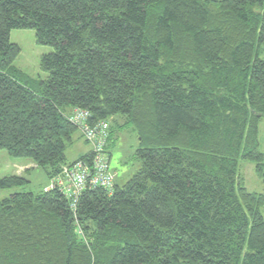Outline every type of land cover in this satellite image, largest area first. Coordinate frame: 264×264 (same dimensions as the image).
Segmentation results:
<instances>
[{
	"label": "trees",
	"instance_id": "16d2710c",
	"mask_svg": "<svg viewBox=\"0 0 264 264\" xmlns=\"http://www.w3.org/2000/svg\"><path fill=\"white\" fill-rule=\"evenodd\" d=\"M25 28L53 48L44 79L14 65ZM263 45L264 0H0V150L51 181L91 164L92 146L67 158L76 134L90 145L77 109L110 122L109 157L117 128L140 145L124 185L75 207L59 187L0 199V264H264V191L239 168L255 162L264 183Z\"/></svg>",
	"mask_w": 264,
	"mask_h": 264
},
{
	"label": "rangeland",
	"instance_id": "374dc122",
	"mask_svg": "<svg viewBox=\"0 0 264 264\" xmlns=\"http://www.w3.org/2000/svg\"><path fill=\"white\" fill-rule=\"evenodd\" d=\"M10 39L21 48L14 65L32 78H46L48 74L41 68V57L53 51V48L38 43L35 30L30 28L13 29ZM261 57L264 58V45L261 48ZM78 137L79 133L75 136V143L67 149L66 154L69 161H75L81 155L90 152L91 145ZM259 142L260 150L264 156V117L259 123ZM139 146L138 135L132 128H117L116 138L110 148V170L115 174V181L118 185H124L137 171L139 162L133 156ZM29 161L27 158L10 156L6 150H0V176L18 173L30 181L24 187L0 188V199L17 192L32 191L38 193L50 189L52 181L48 179L42 168L24 166ZM239 168L242 182L249 191L257 193L264 191V183L256 172L255 162L241 160ZM262 213L264 214V208H262Z\"/></svg>",
	"mask_w": 264,
	"mask_h": 264
},
{
	"label": "built area",
	"instance_id": "2783aa9c",
	"mask_svg": "<svg viewBox=\"0 0 264 264\" xmlns=\"http://www.w3.org/2000/svg\"><path fill=\"white\" fill-rule=\"evenodd\" d=\"M90 117L89 111L81 109L75 110L70 115V119L80 126L84 139L92 146L91 164L78 160L65 166L62 175L52 180L50 187V189L59 187L69 198H72L73 207L76 206L78 197L87 187L103 186L111 191L115 182V174L110 170L111 160L105 148L109 138L110 122L101 121L91 126Z\"/></svg>",
	"mask_w": 264,
	"mask_h": 264
},
{
	"label": "crops",
	"instance_id": "0c3cea01",
	"mask_svg": "<svg viewBox=\"0 0 264 264\" xmlns=\"http://www.w3.org/2000/svg\"><path fill=\"white\" fill-rule=\"evenodd\" d=\"M90 150H91V148H90ZM26 165H24L25 167H32V166H34V164L30 161V162H27V163H25ZM23 167V166H22ZM17 175H21V174H18V173H16Z\"/></svg>",
	"mask_w": 264,
	"mask_h": 264
},
{
	"label": "bare ground",
	"instance_id": "6f19581e",
	"mask_svg": "<svg viewBox=\"0 0 264 264\" xmlns=\"http://www.w3.org/2000/svg\"><path fill=\"white\" fill-rule=\"evenodd\" d=\"M66 113V112H65Z\"/></svg>",
	"mask_w": 264,
	"mask_h": 264
}]
</instances>
